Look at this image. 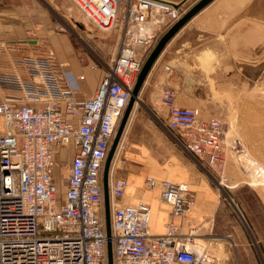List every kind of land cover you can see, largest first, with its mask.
Here are the masks:
<instances>
[{"label":"built area","instance_id":"obj_1","mask_svg":"<svg viewBox=\"0 0 264 264\" xmlns=\"http://www.w3.org/2000/svg\"><path fill=\"white\" fill-rule=\"evenodd\" d=\"M68 1L99 32L117 23L116 54L95 94L82 100L74 96V80L60 82L62 63L55 62L52 51L14 61L25 78L17 71H0V264H107L102 171L111 142L145 59L194 4ZM163 68L165 73L171 70ZM175 97L172 88L161 94L167 127L200 165L214 168L227 152H243L223 116L204 118L198 108L178 106ZM122 139L108 179L113 264H222L200 235L191 228L184 231L183 217L194 203L188 183L145 177L146 189L159 188L160 199L170 206L162 233L151 230L148 203L119 201L128 186L125 177L114 174L126 165ZM60 148L71 151L62 193L53 175ZM257 178L264 186V170Z\"/></svg>","mask_w":264,"mask_h":264},{"label":"rangeland","instance_id":"obj_2","mask_svg":"<svg viewBox=\"0 0 264 264\" xmlns=\"http://www.w3.org/2000/svg\"><path fill=\"white\" fill-rule=\"evenodd\" d=\"M43 1L54 20L80 40L72 41L74 45L78 47L84 45L94 55L95 52H102L107 56L105 58L107 61L100 59L99 62L104 68L110 64L116 54L119 39L117 23L110 31L99 32L70 1ZM68 7L75 8L76 16L73 17L78 19L76 22L73 21V17H69ZM258 27L257 31H253L252 50L250 41H247V48L246 41H233L234 38L226 41L224 36L209 37L213 35L212 33L220 34V32L207 31L209 38L206 41H219L223 48L222 52L214 55L211 61L202 60V65L198 61L193 66L196 76L190 80V89L194 92L181 95L182 98L194 101L193 107L199 109L202 117L223 116L230 129V135L239 137L245 150L240 155L227 152L223 162H219L214 168L205 164L198 166L200 177L206 181L208 190L196 192L190 182L185 181L193 189L194 203L184 217L193 215L199 207L209 209L210 212L203 215L198 223L193 220L188 222L184 218V231L189 228L196 230V235H200L199 238H202L222 259V264H264V187L252 185L241 167L246 162L247 156L248 159L252 157L251 159L264 166V18L262 16ZM92 32L97 33L101 40L109 39L113 32V41H94L96 38L88 35ZM230 32L233 37L235 31ZM235 38L238 39L239 36ZM103 42L107 46H100L102 50L95 46L96 43L101 45ZM231 43L236 47L234 52L233 47H228ZM240 43L244 45L241 51L238 45ZM155 65L154 63L149 71L153 73L150 77L160 74V81L164 82L166 76L161 73L164 66L155 67ZM148 75L145 84L143 83L144 90L140 91L138 100L133 106L127 130L122 133L123 155L128 157L124 167L126 171L130 167L138 169L144 165L155 167L149 165L147 157L134 154L131 156L133 143L141 146L145 144L148 147L147 153H150L154 163L162 167L167 168L170 164L184 159L183 149L174 139L175 133L167 129L166 122L161 121L153 109V106L160 104L161 100L160 94L153 97L150 77L146 83ZM69 152V148H60L54 154L53 175L59 184L60 193L64 191V178L67 173V166L63 165L60 168V162L64 160V154ZM69 156L71 158V152ZM64 161L67 162L66 158ZM60 169L61 179H59ZM143 188H146L144 181Z\"/></svg>","mask_w":264,"mask_h":264},{"label":"crops","instance_id":"obj_3","mask_svg":"<svg viewBox=\"0 0 264 264\" xmlns=\"http://www.w3.org/2000/svg\"><path fill=\"white\" fill-rule=\"evenodd\" d=\"M170 1L180 2L183 0ZM189 1L195 3L198 0ZM67 10L70 13L69 17L76 16L75 8L68 7ZM260 16L264 18V0H213L210 2L182 27L161 51L155 62V67H163L168 63H172L173 67L170 68L169 73L162 70L161 73L166 76L164 82L160 81V74H156L151 78L150 76L153 73H149L146 83L151 78L153 97L160 94L161 100L162 92L166 88H172L176 93L175 103L178 106L193 107L194 101L192 99L182 98L181 96L187 92L184 88V81L187 77L186 72H191L195 77L193 66L198 61L201 65L202 60L211 61L214 55L221 53L223 49L219 41H206V39L224 36L227 39L226 41H229V38H234L233 41H246L245 46L247 48V41H250L252 50L253 31L255 32L259 28ZM73 19L75 22L78 20L74 17ZM215 30H219L220 34L212 33V36H207V31L214 32ZM232 30L235 31L233 37L230 32ZM113 34L111 32L110 38L108 37L107 40L99 39L98 34L94 32L88 35L91 38H96L94 41H113ZM236 36H239V38L236 39ZM72 41L80 40L64 30L54 20L43 0H0V71H17L25 78L24 69L19 65H14L13 62L28 56H45L48 51H52L55 62L62 63V66L58 68L60 82L65 84L66 79L74 80L72 87L76 91L74 96L77 100L92 97L105 72V68L99 60H105L107 56L102 52H95L94 55L84 45L78 47ZM102 45L107 46L104 42L101 45L96 43L95 46L101 49L100 46ZM238 45L239 51H241L244 45L241 43ZM233 46L235 45H232V43L228 45L229 48ZM232 51H236V47H233ZM95 62L99 63L100 66L97 69H92L91 65ZM81 74L84 75V78L78 79ZM143 90L144 85L141 92ZM3 96L4 93L0 90V99ZM161 103L158 104L159 106L154 105L153 109L161 121H165L167 125L168 109ZM130 117L131 113L128 121ZM128 121L123 132L127 130ZM167 129L169 130L168 127ZM181 147L184 159H180L166 168L154 163L150 153H147L148 147L145 144L141 146V144L133 143L130 150L131 156L134 154L143 158L147 157V162L151 163L149 165L155 167L151 168L147 165L138 169L130 167L128 171L123 167L124 169L118 168L114 171L115 175L123 176L128 181L125 195L119 201L135 203L138 200H143L148 203L152 208L150 227L155 233L164 231V224L167 221L170 206L160 199L159 188L152 191L143 188V181L146 176H153L159 180L170 179L175 182L187 181L190 182L196 192L198 190H208L206 181L201 179L197 169L200 164L190 152L183 146ZM69 154H64V160L66 158L67 162L61 161L60 168L63 165L67 166L70 160ZM127 159L128 157L126 161ZM151 193L155 195H150ZM209 212V209L199 207L196 213L184 218L188 222L193 220L198 223L201 221L202 216Z\"/></svg>","mask_w":264,"mask_h":264},{"label":"water","instance_id":"obj_4","mask_svg":"<svg viewBox=\"0 0 264 264\" xmlns=\"http://www.w3.org/2000/svg\"><path fill=\"white\" fill-rule=\"evenodd\" d=\"M213 0H198L196 1L191 8L178 20L176 21L157 41L156 45L153 47L152 51L149 53L148 57L145 59L137 77L135 84L133 86L131 97L129 102L123 112V115L118 123L115 135L111 142L108 155L106 157L103 171H102V187H103V203H104V220H105V230L106 235L108 237L107 242V264H113V256H112V244L110 240L111 236V224H110V196H109V187H108V179H109V168L111 164V160L115 153L118 142L121 138V135L124 131V128L129 119L130 113L133 109L135 102L138 100L139 93L143 87V83L156 62L158 56L161 51L164 49L166 44L174 37V35L199 11H201L205 6H207ZM166 66L172 68V63L166 64ZM187 77L184 81V88L187 92H194L193 89H190L191 79L194 77L191 72H186ZM186 92V93H187Z\"/></svg>","mask_w":264,"mask_h":264},{"label":"bare ground","instance_id":"obj_5","mask_svg":"<svg viewBox=\"0 0 264 264\" xmlns=\"http://www.w3.org/2000/svg\"><path fill=\"white\" fill-rule=\"evenodd\" d=\"M82 14V13H81ZM84 17V16H83ZM85 18V17H84ZM169 72H170V70H169ZM169 72H167V73H169ZM136 104V103H135ZM229 134H230V129H229ZM245 151V150H244ZM243 155V154H242ZM241 155V156H242ZM248 155V154H247ZM244 157H246V155L244 156ZM243 157V158H244ZM248 157V156H247ZM246 157V162H244V165L242 166L241 165V167L243 168V173L251 180V183H252V185H257V186H259V183H261V181L259 180V178H257V174H258V172H261V170H264V166L263 165H261V164H259L258 162H255V160H253V159H248ZM70 161V160H69ZM246 163V164H245ZM60 176L59 177H61V173H62V170L60 169ZM57 185H58V191H59V184L57 183ZM261 186V185H260ZM128 187V186H127ZM262 187H264V186H262ZM149 190V189H148ZM183 220H184V217H183ZM191 233H194V234H196V230H194L193 228H191ZM203 240V239H202Z\"/></svg>","mask_w":264,"mask_h":264}]
</instances>
